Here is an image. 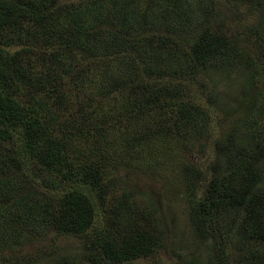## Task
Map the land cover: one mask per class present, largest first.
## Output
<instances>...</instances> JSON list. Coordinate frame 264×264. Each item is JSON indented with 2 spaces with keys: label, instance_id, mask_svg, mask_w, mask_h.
Listing matches in <instances>:
<instances>
[{
  "label": "trees",
  "instance_id": "16d2710c",
  "mask_svg": "<svg viewBox=\"0 0 264 264\" xmlns=\"http://www.w3.org/2000/svg\"><path fill=\"white\" fill-rule=\"evenodd\" d=\"M218 3L238 22L246 8L262 20L249 31H217ZM237 66L247 90L240 104L222 107L210 73ZM74 78L80 91H97L71 96ZM263 83L264 0H0V264L46 256L51 264H136L168 249L163 218L138 212L126 195L101 218L115 175L130 168L125 158L113 162L104 140L125 118L172 150L192 133L213 143L212 156L185 163L198 252L175 264H264ZM118 95L121 112L100 106ZM52 109L65 111L66 123ZM77 143L94 148L85 157ZM67 237L80 240L78 258L55 245ZM31 244L34 253L25 252Z\"/></svg>",
  "mask_w": 264,
  "mask_h": 264
},
{
  "label": "rangeland",
  "instance_id": "374dc122",
  "mask_svg": "<svg viewBox=\"0 0 264 264\" xmlns=\"http://www.w3.org/2000/svg\"><path fill=\"white\" fill-rule=\"evenodd\" d=\"M219 15L214 23H211V27L217 31L222 29L228 32L249 31L262 20V16L253 12L252 9H245V20L238 22L237 17L225 3H218ZM100 63H98L99 65ZM104 70L111 74V67L108 68L107 64L101 66ZM209 78L213 81L215 92L219 103L222 107L229 105H237L242 100L244 92L247 90L249 83L248 73L242 67H234L229 70H213L210 73ZM208 79V78H207ZM206 79V80H207ZM76 78L68 80L66 88L70 85L71 96H77L80 92H86L87 95L93 94L97 91V84H88L86 88L80 91L77 87L80 84L79 81H75ZM205 80V81H206ZM208 84L210 82L208 81ZM259 88H264V83L259 85ZM259 89V90H260ZM194 91V89H193ZM115 99L108 100L106 103H102L100 106L104 110L115 109L119 112L122 108L119 107L123 104V95L114 97ZM205 100V99H204ZM206 102V100H205ZM90 110H94L96 105L90 103ZM224 109H222L223 111ZM53 119L56 117L57 121L61 124L66 123L68 114L60 109H52L50 111ZM228 115L224 113H216V118H225ZM102 119L97 118L95 125L101 123ZM104 122V121H103ZM110 123H112L110 121ZM77 127L86 129L89 126L77 120L75 122ZM104 127V125L100 124ZM219 120L214 119L212 125L213 133L216 136H221ZM107 127V124H105ZM224 129V128H223ZM61 132L60 129H56ZM225 131L227 130L224 129ZM141 127H137L132 120L124 119L111 131L104 140L107 141L108 151L112 154L113 162H119L125 158L129 162V170L120 171L115 175L118 178L117 187L115 192L110 196L109 205L101 211L102 221L105 222V216H113L112 211L114 206H117L122 202L124 195L127 196V202L138 212L145 214L151 211L157 212V216L163 218L165 224V234L168 249L155 255L151 259H144L136 264H175L178 263V258L181 256H191L198 252L195 241L193 239V232L189 222V193L186 187L185 181V163L194 162L195 158H202L204 161L207 157L213 155V143L212 141H206L204 138L192 133L188 139L182 140V144L174 143L175 150L169 149V145L161 143V141L151 142L144 136H140ZM137 138L142 141L136 146V149H132L131 146ZM104 141V142H105ZM72 145L74 150H82L85 157L89 156L90 150L94 148L91 144L77 143ZM3 146L14 149L16 143L8 144L3 143ZM113 145V147H112ZM177 146L179 148L177 149ZM20 148V145H19ZM90 150H89V149ZM129 148V149H128ZM128 149V150H127ZM206 154V157H205ZM205 158V159H204ZM112 162V163H113ZM111 163V164H112ZM36 167L30 165L28 168V174L34 176ZM38 187V186H37ZM159 217H156L158 219ZM144 226V224H141ZM55 239L53 234L45 235L41 239L40 246H46L45 249L51 248L53 240ZM55 245L59 246V250L69 254L71 259L78 258L79 248L81 242L79 239L71 237L59 239ZM35 245L25 247V252L34 253ZM58 250V251H59ZM65 254V253H62ZM40 264H51L48 256L44 260L39 261Z\"/></svg>",
  "mask_w": 264,
  "mask_h": 264
}]
</instances>
